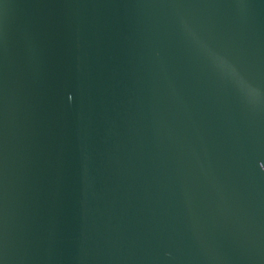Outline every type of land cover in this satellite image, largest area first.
Segmentation results:
<instances>
[{
    "label": "water",
    "instance_id": "obj_1",
    "mask_svg": "<svg viewBox=\"0 0 264 264\" xmlns=\"http://www.w3.org/2000/svg\"><path fill=\"white\" fill-rule=\"evenodd\" d=\"M0 264H264V0H0Z\"/></svg>",
    "mask_w": 264,
    "mask_h": 264
}]
</instances>
